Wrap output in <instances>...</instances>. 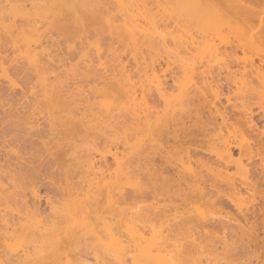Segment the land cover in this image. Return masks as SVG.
Wrapping results in <instances>:
<instances>
[{
    "label": "rangeland",
    "instance_id": "1",
    "mask_svg": "<svg viewBox=\"0 0 264 264\" xmlns=\"http://www.w3.org/2000/svg\"><path fill=\"white\" fill-rule=\"evenodd\" d=\"M197 2L95 0L92 9H84L78 0H12L16 8L10 11L0 0V264H98L84 252L103 251L101 244L89 243L100 230V218L122 241L129 264L140 253L139 236L143 245L151 242L141 260L149 257L152 264H261L259 249L248 247L247 238L182 234L167 241L142 230V181L136 170L143 143L139 89L152 76H166L164 99L155 94L161 114L183 104L174 82L182 72L175 62L202 61L226 75L224 62L230 59L259 64L264 58L260 31L204 5L195 8ZM236 44L242 48L233 53ZM240 68L230 70L250 79ZM210 80L196 75L185 88L204 87ZM174 155L177 164L187 160L182 152ZM90 157L97 162L94 168L86 162ZM105 159L109 169L101 174ZM25 168L36 177L29 173L19 183ZM235 171L231 165L229 172ZM33 188L40 195L37 208ZM14 191L25 194L30 210L40 215L28 217L21 199L8 200ZM88 191L95 197L100 193L96 207L90 208L95 201L86 199ZM74 220L76 227L66 231ZM263 237L260 233L255 240ZM104 240L109 251H119L111 238ZM24 250L31 252L30 260H23Z\"/></svg>",
    "mask_w": 264,
    "mask_h": 264
},
{
    "label": "bare ground",
    "instance_id": "2",
    "mask_svg": "<svg viewBox=\"0 0 264 264\" xmlns=\"http://www.w3.org/2000/svg\"><path fill=\"white\" fill-rule=\"evenodd\" d=\"M78 1L84 9H92L91 3L95 2ZM197 1L195 8L204 5L213 13L231 15L251 31H260L262 45L259 49L264 57V15H261L264 0H204L203 4H200L201 0ZM4 2L10 5V11L16 8L12 7V0ZM239 48H242L239 44L231 45V52L236 53ZM174 65L182 72L174 81L178 83L183 97V104L179 103V108L164 110L160 114L157 97L164 99L168 88L166 76H152L139 89L143 143L136 170L142 181L139 192L142 230L156 236L164 235L168 237L167 241L182 234L213 238L222 233L240 239L247 238V246L259 249L257 259L264 264V237L255 240L260 233L264 235V96L258 91L260 86H264V58H260L259 64L253 59H230L224 62L228 71L226 75H222V71H212L211 65L202 61L181 60ZM232 66L241 67L243 75L249 73L250 79L237 78L230 70ZM196 75L211 80L204 87L185 88L187 81H192ZM234 99L239 102H234ZM223 100L227 103L224 104ZM17 126L14 125L15 130ZM72 133L70 130L69 134ZM107 140L104 139L105 142ZM55 146L60 148L62 144L56 140ZM236 151L237 157L234 156ZM181 152L187 160L178 159L180 164H177L173 161V155ZM86 162L92 168L97 163L94 157ZM51 163H55V160ZM231 165L236 167L232 174L229 172ZM108 169L105 159L98 171L103 174ZM29 173L36 177V172L25 168L20 171L18 182L27 178ZM0 185L4 187L1 179ZM15 185L19 187L17 182ZM31 190L36 207L40 195L36 189ZM89 191L86 199L95 201L93 206L89 203L90 208H93L98 205L100 193L95 197ZM106 195L108 198L111 196L110 190ZM120 196L126 199L123 194ZM10 198L16 202L21 199L28 217L37 216V210L35 213L30 210V201L25 194L14 191L9 193L7 199ZM161 201L163 204H160ZM252 205L255 206L251 210ZM204 207L208 210L204 211ZM5 222L7 224V220ZM242 222L248 226L246 224L244 227ZM75 223L76 220L69 222L66 231L76 227ZM99 223L100 230L93 232L89 243L91 246L101 244L103 251L87 248L84 250L85 255H92L98 264H129L126 253L122 251L123 243L113 233L106 218H100ZM81 225L89 227L86 222ZM55 229L56 226L53 227ZM108 238L115 241L119 251L108 250L110 242L104 240ZM138 238L136 245L140 253L137 258L132 255L131 264H152L149 257L145 261L141 260L144 249L152 246L151 242L143 245L142 236ZM195 241L197 238L194 239V249L199 243ZM191 253V247H188L185 254L189 256ZM30 257L31 252L24 250L23 260L27 261L25 259Z\"/></svg>",
    "mask_w": 264,
    "mask_h": 264
}]
</instances>
